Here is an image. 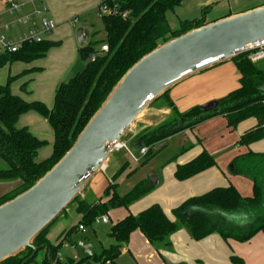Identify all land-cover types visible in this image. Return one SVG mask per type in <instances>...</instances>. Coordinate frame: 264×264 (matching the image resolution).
<instances>
[{
  "label": "trees",
  "instance_id": "obj_1",
  "mask_svg": "<svg viewBox=\"0 0 264 264\" xmlns=\"http://www.w3.org/2000/svg\"><path fill=\"white\" fill-rule=\"evenodd\" d=\"M184 1L116 0L120 10L129 11L130 15L127 19L102 16L106 42L101 47L107 44L109 51L102 53L101 49L99 51L96 48L98 43L94 42L81 46L79 54L82 60L87 61L86 67L58 86L52 108L42 102H26L13 94L10 89L11 78L6 86H0V158L8 166L0 170V182L20 181L19 187L0 198V206L30 189L64 157L134 64L158 46L205 25L204 20L200 19L183 20L178 29L171 28L168 14L173 13ZM57 46L58 43L44 41L27 44L17 53H2L0 68L16 62L29 64L45 58ZM252 53L246 52L232 60L241 75L240 88L210 107L195 106L180 113L171 101L169 92L156 100L165 101L174 117L150 132L136 151L219 116L226 117L230 130L237 129L246 120H257V127L240 138L241 147H250L264 140V71L249 59ZM92 55H96L95 61H91ZM30 112L46 119L54 133L53 152L42 161L38 160L39 152L47 142L38 139L27 127H17L19 119ZM154 156L148 153L142 165H146ZM215 166L213 156L204 151L188 164L178 166L175 178L184 182ZM231 172L251 179L253 197H243L234 186L217 188L205 195L190 198L173 209L174 222L160 205L155 204L136 216L127 215L114 225L108 234L114 243L102 248L100 254L95 253L79 261H61L58 257L61 248L79 226H90L113 209L128 210L155 188L147 179L137 183L128 193L120 195L109 182L104 197L98 203L78 201L79 197L76 199L74 203H77V212L82 219L76 227L63 234L58 244L53 245L47 239L49 228L34 240L33 245L39 252H44L41 263L37 261L38 255L29 260L33 250L28 248L2 264H116L123 247L136 231L141 232L157 249H170L171 236L181 228L186 229L195 241L218 234L226 241L247 243L258 233H264V154L249 152L239 156L232 162ZM117 173L114 179L121 175ZM224 215L235 217L228 219ZM232 262L244 264L237 258H232Z\"/></svg>",
  "mask_w": 264,
  "mask_h": 264
},
{
  "label": "crops",
  "instance_id": "obj_2",
  "mask_svg": "<svg viewBox=\"0 0 264 264\" xmlns=\"http://www.w3.org/2000/svg\"><path fill=\"white\" fill-rule=\"evenodd\" d=\"M15 1L21 4V9L19 12L12 14L8 10L6 0H0V29L2 30L4 27L8 29L10 26H14V28L12 29H15L16 27L18 29L23 28L20 33L17 32L16 36L14 35L15 37H13L15 31L12 30L11 36L15 39H20L21 37L23 38L27 36L31 31L35 30L33 28L37 27V22L40 18H43V20L53 19L57 23H60L67 20V18H69L76 12H90L95 8L97 9L99 5V0ZM195 1L185 0L183 4L173 12L174 17L179 21V23L183 20L199 19L202 14L201 10L204 11V9L209 7L210 4L212 9L211 12L214 11L216 5H218L216 6V8L221 7V9L219 12H216L214 15H211V19H209L207 15L204 16V18L202 17L205 21V24H209L230 16H234L264 6V4L261 3L259 5L255 4L250 7L248 5L247 7H236V5H230V0H211V3L210 1ZM261 1L264 2V0ZM79 4H83L86 7L83 6V10H81ZM195 5L196 8H194ZM25 21L28 22L24 24ZM84 24L85 26L82 29H84V31L88 34L87 41L84 42L83 45H80L79 42L77 44L74 39L67 40L69 42L67 50H69L70 52L68 51L66 58L59 62V67L53 76L48 77L47 67H43L42 65L38 64L40 60H36L29 64L22 62L7 64L5 68L9 67L10 76H20V74L23 75V78H21L20 81L22 83L21 85L24 87H20V84L15 83L14 85H11L12 93L20 96L26 102L42 101L47 105L48 108H52L54 105L55 92L58 86L62 83L68 82L73 76V70L75 69L76 65H78L76 64L75 66H73V63H76V58L78 57L80 47L86 46L88 43H90V36L92 34V31L90 29L88 20H85ZM23 25L26 26L24 27ZM72 27L75 28V25L72 24ZM52 40L54 39H50L48 42L58 43V46L51 49L47 56L43 59H47L48 55H50L56 50L60 51L63 47L60 46V44H62L60 41ZM61 53H63L65 56V50L61 51ZM36 62L37 64H35ZM256 64L259 68L264 71V61L258 62ZM240 79L241 75L235 63L232 61L223 62L202 73L190 76L179 84H177L176 86H174L171 90H173L175 87H178V89L176 88V92L174 95H172L171 101L174 104L176 103L178 105L179 108H176L180 113L186 112L187 110L195 106L205 108L210 107L220 99L228 96L231 92L239 89ZM1 84L2 83H0V85ZM163 102L165 103V101ZM158 113L161 114L162 118L167 119L170 118L172 112L165 106L161 109V111L159 110ZM211 123H215L219 126L218 132L214 133L216 135L222 134L224 136L227 132H231L228 127V122L225 116L213 118L211 119ZM257 125L258 122L256 119H249L244 121L236 129L237 131L240 128L236 138L230 139L226 135L225 138L223 137L221 141H217L214 143V145H212L211 151L210 149L205 148L201 144L198 148L193 147L195 150V156L193 155V157H191L188 162L182 161L180 165L188 164L204 151H209V154L211 156L215 155V157L220 154L227 153L233 148H238L239 153L232 154V158L223 167L219 166V163L213 156L216 161V166L214 168H211L182 183H173V185H177L174 187L180 188L182 192L176 193V195L174 194L169 197L167 203L160 204L167 217L172 222L176 221L175 217L172 214L173 209L179 207L182 203H184L190 198L205 195L217 188H228L230 186H234L243 197H253V183L251 179L244 176L233 175L231 172L232 163L230 162L232 161V159L234 161L239 156L245 155L249 152L264 154V140L254 143L250 147H241L239 145L240 138L246 132L255 129ZM17 127L19 129L27 127L31 131V133L40 140H45L42 137L44 133L50 136V139H48L49 142L54 140V133L53 130H51L52 128L49 125L48 121L35 112H30L28 114L23 115L19 119ZM201 127H203V125H201ZM191 130L193 129L187 130L183 132V134H187ZM136 150H138V147L135 148L134 151L135 153H138L139 151ZM144 160L145 159H143L141 164L144 162ZM141 164L132 165V163L130 162V168H133L134 173L142 171L140 179L137 183L147 179L151 181L150 175H147L143 171V166H140ZM138 166H140L141 168L137 169ZM126 173L131 175V173L129 172ZM103 174L107 175V173ZM154 174L160 184L159 175H157L156 173ZM96 175L91 179L92 181L86 192V202L90 204L98 203L99 200L104 197L103 195L98 199L91 198L90 186L96 178ZM114 175L115 174L108 177V184L110 181H113ZM114 180L116 181L117 179ZM19 186L20 181L0 182V198L12 192ZM152 205L155 204L144 203V201L140 202L139 204L133 206L132 211L128 210L129 213H127V215L132 214L136 216ZM225 217L228 219H232L235 216L226 215ZM81 219L82 216L79 215L76 219L78 223L72 228L76 227L81 221ZM61 228L63 227L61 226ZM61 228L59 229V233L53 234V240H51L48 232L47 239L51 244H58L63 234L67 233L70 229H72ZM71 235L69 236V240L71 238ZM170 241L172 245L170 249H157L147 241V239L141 232L138 231L131 236L130 242L123 247L122 254L118 260H120L124 255L133 253L136 258L143 262V264H234L232 262V258L240 259L243 261L244 264H264V233L262 232L255 235L247 243H240L234 240L226 241L218 234L210 235L209 237L201 241H195L192 239L186 229L181 228L177 233L171 236ZM67 242L65 243L67 244ZM113 243H111L110 245H112ZM110 245H108V247ZM103 246L104 245H101L102 248H105ZM93 251H95L94 245ZM86 256L87 255L84 252L83 257L81 258H84Z\"/></svg>",
  "mask_w": 264,
  "mask_h": 264
},
{
  "label": "water",
  "instance_id": "obj_3",
  "mask_svg": "<svg viewBox=\"0 0 264 264\" xmlns=\"http://www.w3.org/2000/svg\"><path fill=\"white\" fill-rule=\"evenodd\" d=\"M84 29L77 31L83 45ZM264 49V6L193 29L142 57L115 87L74 146L30 189L0 206V264L32 249L34 240L73 205L138 117L186 78ZM153 185L159 182L150 174ZM87 256L93 245L81 242Z\"/></svg>",
  "mask_w": 264,
  "mask_h": 264
},
{
  "label": "rangeland",
  "instance_id": "obj_4",
  "mask_svg": "<svg viewBox=\"0 0 264 264\" xmlns=\"http://www.w3.org/2000/svg\"><path fill=\"white\" fill-rule=\"evenodd\" d=\"M101 1L102 0L98 1L99 5ZM200 1H210L211 3V0H200ZM261 3L264 4V2H262L261 0H257V1L256 0H230V5L231 6L236 5V7L238 6L247 7V5L250 7L255 4L259 5ZM99 5L97 9L95 8L91 10L90 12L88 11L87 12L86 11L76 12L72 16L67 18V20H65L64 22L57 23L53 19H44L47 21L54 22L55 24H57V27L51 33L45 34L43 36V39L45 41H49L50 39H54L52 41H60L62 43L60 44V46H63L60 51L56 50L50 55H48L47 59H43V58L39 59L40 61L38 62V64L42 65L43 67H47L48 77H51L56 73L59 67V62L66 58V55L69 51L67 50L69 46V42L67 40L74 39L75 42H77L78 44L77 31L79 29H82L85 26L84 24L85 20H88L90 29L92 31V34L90 36V42L98 43L96 48L97 50L100 51L101 45L106 42V32L102 24L101 18L99 16ZM83 6H84L83 4H79V7H81V10H83ZM216 6L213 12H211L212 11L211 4L209 7L205 8L204 11L201 10L202 14L199 19L204 20L203 18L206 15L209 17V19H211V15H214L216 12H219L221 9V7L216 8ZM194 8H196V5ZM204 12L205 14H203ZM173 14L174 13L172 12L169 13L168 18L170 21L171 28L175 30L179 28V21L174 17ZM42 21H43V18H40L39 21L37 22V27L33 29H39ZM27 22L28 21H25L24 24H26ZM72 24L75 25V28L72 27ZM23 26L25 27L26 25H23ZM12 28H14V26H10L8 29H6L5 27L2 30L0 29V35L15 42V41H18L19 38L15 39L13 37L16 36L17 32L20 33L23 28L22 29H18L17 27L15 29H12ZM12 30L15 31V33L13 34V37L11 36ZM63 50H65V56L63 53H61V51ZM2 53H4V51L0 49V54ZM35 64H37V62ZM86 64H87V61L82 60L80 57V54L78 53V57L76 58V63H73V66L76 65V67L73 70L72 77L82 72L85 69ZM5 66L0 68V83H2L0 86H6L11 78L10 89H11V85H14L15 83L20 84V87H24L21 85L22 83L20 81L21 78H23V75L20 74V76H17V75L10 76V73H9L10 69L9 67L5 68ZM176 88L178 89V87H175L173 90L169 92L170 99L172 95L175 94ZM34 102H42V101H34ZM42 103L45 104L44 102ZM165 106L166 105L163 101L153 102L138 117V120L134 123L131 129L126 132L125 136L122 139V143H125L127 148L130 149L131 151H133L135 148L142 145L143 139L150 132L159 128L161 125L165 124L168 120L174 117L173 113H171L170 118H167V119L162 118L161 114L158 112L159 110L161 111V109ZM175 106L179 108L176 103H175ZM201 125H203V127H201ZM218 127L219 126L216 125L215 123H211V120L210 121L208 120L202 124L197 125L196 127L193 128V130H191L187 134H183L182 132L178 135H175L171 138L164 140V142L161 141V142L153 143L150 146H148L150 148L148 153L151 152L152 155H155V156L146 165H142L143 164L142 163L140 166H143V171L147 175H150L151 173H156L157 175H159L160 184L155 185V188L152 191H150L144 197H142L141 199L133 203L130 206L131 208L129 207L128 210L132 211L133 206L143 201L144 203H152V204L154 203V204H159V205L164 204V203H167V201L169 200V197H171L174 194L176 195V193L182 192L180 188L174 187L177 185H173L174 182H176V184L182 183L175 179V170L177 169V166L182 163V161L188 162L191 159V157H193V155L195 156V150L193 147L198 148L199 145L201 144L205 148L210 149L211 151L212 149L211 147L212 145H214L215 142L221 141L223 137L225 138L226 135L230 139L236 138L238 135L239 129H240L239 128L237 131L236 129L231 130V132H227L226 135L223 136L222 134H219V135L214 134L215 132H218L219 130ZM201 128H202V131H201ZM42 137L45 139L43 141L47 142V145L44 148H42L41 151L39 152V159H38L39 161L49 158L53 152L54 140L49 142L48 139H50V136L46 133H44ZM51 138H52V135H51ZM208 153L210 152L208 151ZM234 153H239L238 148H233L231 151L224 153V154H220L216 157L215 155L213 156L219 163V166L223 167L225 166L226 163L229 162V160L232 158V154ZM232 161L230 163H232ZM130 162L131 161H130V158L127 152L123 153V150L114 151L111 154L108 162L106 163L103 171H100L99 174L97 173L96 178L94 179L93 183L90 186L91 198L98 199L102 197L105 193V190L109 186L108 177L112 176L113 174H116L117 172H119V174L121 175L118 176L116 181L113 179L112 186L116 187L117 192L120 195H124L128 193L130 190H132L137 184L138 180L140 179L142 171L134 173L133 168H130ZM140 166H138L137 169L141 168ZM7 167H8L7 163L0 158V170L6 169ZM126 172L131 173V175H129ZM103 173H107V175H104ZM91 181L82 191L81 195L79 196L78 201H86V192H87V189ZM252 195H253V189H252ZM128 210L125 208H118V209L110 210L107 213V215L109 216L108 218L110 219V223L97 224L96 222H94L90 226L85 227L86 229L85 233H83L82 231H79L78 229L74 231L71 235L70 240L67 242L68 248H65L63 246L60 250V255H61L62 260L64 261L66 259H73L75 261L77 260L79 261L80 259H82L81 257H83L84 252L82 248L79 246L81 242L89 241L90 243H92L95 247L94 252L96 254H100L101 248H102L101 245H104L103 247L108 248V245L113 243V241L108 236L110 230L112 229V227H114V225H116L119 221H121L127 216V213H129ZM78 216L79 214L77 212V203H74L73 205L69 206L68 209L62 214V216H60L50 226L49 235H50L51 240H53L54 233L55 234L59 233L60 231L59 229L61 228V226L66 229H70L73 226H75L78 223L76 221ZM101 217L102 216H100L99 218ZM43 258H44V252L40 251L37 257V261L41 263ZM117 264H143V262H141L138 258H136L135 255H133L132 253V254L124 255L120 260H118Z\"/></svg>",
  "mask_w": 264,
  "mask_h": 264
},
{
  "label": "built area",
  "instance_id": "obj_5",
  "mask_svg": "<svg viewBox=\"0 0 264 264\" xmlns=\"http://www.w3.org/2000/svg\"><path fill=\"white\" fill-rule=\"evenodd\" d=\"M6 4L8 7V10L10 13H16L19 12L21 9V4L16 2L15 0H6ZM40 14V13H38ZM130 15L129 11L122 12L120 10V5L116 2V0H102L99 5V16L102 18V16H120L122 19H127ZM57 24H55L52 21L43 20L41 23V26L39 29H35L31 31L27 36L18 39V41H11L7 39L4 36L0 35V49L7 53H17L20 49H22L27 44H37L42 43L45 40L43 39V36L45 34L51 33L54 29H56ZM102 53H106L109 51L108 45L104 44L101 48ZM96 55L91 56V61H95ZM249 59L253 63H258L259 61L264 60V49H258L256 51H253V53L250 55ZM126 151L129 155L130 161L132 165H139L145 159L147 156L150 148L149 147H143L139 150L138 153H135L134 151H131L127 148L125 143H120L116 147V151ZM110 184H113V181H110ZM97 224H108L109 218L108 216H102L101 218H97L95 220ZM79 230L82 232H85L84 226H79ZM65 248H68V245H64ZM59 259L62 261L60 253L58 254Z\"/></svg>",
  "mask_w": 264,
  "mask_h": 264
}]
</instances>
